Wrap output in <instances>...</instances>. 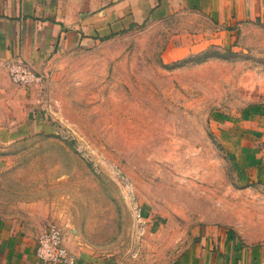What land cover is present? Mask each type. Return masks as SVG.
Listing matches in <instances>:
<instances>
[{
	"label": "rangeland",
	"instance_id": "1",
	"mask_svg": "<svg viewBox=\"0 0 264 264\" xmlns=\"http://www.w3.org/2000/svg\"><path fill=\"white\" fill-rule=\"evenodd\" d=\"M202 29L216 30L194 17L148 24L42 74L43 129L0 141V212L39 204L122 264H162L165 242L203 225L264 243V183L242 181L218 124L264 108V30L164 62L178 34Z\"/></svg>",
	"mask_w": 264,
	"mask_h": 264
},
{
	"label": "crops",
	"instance_id": "2",
	"mask_svg": "<svg viewBox=\"0 0 264 264\" xmlns=\"http://www.w3.org/2000/svg\"><path fill=\"white\" fill-rule=\"evenodd\" d=\"M185 17L202 19L216 30L178 34L163 55L166 64L206 51L211 41L230 48L248 26L264 30V0H0L1 144H14L43 129L35 112L36 92L15 85L7 73L8 65L20 61L46 75L61 59L96 50L145 25ZM218 124L221 143L242 181L264 183V108ZM17 208L25 214L5 216L0 212V264H46L36 257V250L50 224L49 213L38 211L39 204L14 206ZM63 232L75 264H122L98 255L68 230ZM165 245L168 257L162 264H264V243L221 225L197 227L190 236L171 239Z\"/></svg>",
	"mask_w": 264,
	"mask_h": 264
},
{
	"label": "built area",
	"instance_id": "3",
	"mask_svg": "<svg viewBox=\"0 0 264 264\" xmlns=\"http://www.w3.org/2000/svg\"><path fill=\"white\" fill-rule=\"evenodd\" d=\"M10 80L19 87L35 88L43 82L27 63L16 61L7 67ZM141 217V215L139 216ZM36 257L46 264H75V258L65 245L63 229L57 224H49L38 240Z\"/></svg>",
	"mask_w": 264,
	"mask_h": 264
},
{
	"label": "trees",
	"instance_id": "4",
	"mask_svg": "<svg viewBox=\"0 0 264 264\" xmlns=\"http://www.w3.org/2000/svg\"><path fill=\"white\" fill-rule=\"evenodd\" d=\"M206 55V56H205ZM204 56H205V58L203 59V61H207V60H209L210 59V57L209 56H207V53L206 54H204ZM202 61V62H203Z\"/></svg>",
	"mask_w": 264,
	"mask_h": 264
}]
</instances>
